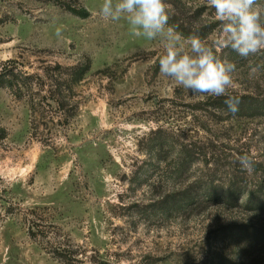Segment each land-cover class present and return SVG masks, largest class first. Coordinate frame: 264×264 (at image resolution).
I'll return each instance as SVG.
<instances>
[{
	"label": "rangeland",
	"instance_id": "374dc122",
	"mask_svg": "<svg viewBox=\"0 0 264 264\" xmlns=\"http://www.w3.org/2000/svg\"><path fill=\"white\" fill-rule=\"evenodd\" d=\"M102 2L0 0V69L12 59L44 75L58 64L91 65L76 87L77 116L68 126L41 123L48 137L35 135L27 103L0 88V127L9 134L0 148V264H63L29 235L24 215L32 209L56 226L57 239L82 249L84 264H263L264 243L244 231L264 230V210L246 206L252 191L264 198V116L224 114L217 102L227 97L176 87L159 72V40L131 35L123 19H103ZM61 4L83 5L91 16ZM219 55L237 65L231 95L264 98V54ZM250 64L259 66L252 76ZM166 130L197 144L201 158L188 180L172 181L160 166L152 174L150 153ZM245 153L251 170L240 163ZM207 177L222 191L235 186L239 204L160 209L166 190L192 187L201 198L198 182Z\"/></svg>",
	"mask_w": 264,
	"mask_h": 264
},
{
	"label": "trees",
	"instance_id": "16d2710c",
	"mask_svg": "<svg viewBox=\"0 0 264 264\" xmlns=\"http://www.w3.org/2000/svg\"><path fill=\"white\" fill-rule=\"evenodd\" d=\"M259 2L264 4V0H259ZM165 3L170 5L169 25L176 26V30L185 37L198 35L206 40L219 26L214 14L210 12L213 9L207 6V0H165ZM61 5L76 17L87 19L91 16L89 10L83 5ZM90 71V64L86 67L79 65L64 67L58 64L51 72L47 71V75L31 74L25 71L24 65L19 59H12L5 62L0 69V88L10 90L19 101L27 103L35 135L41 133L46 136L45 131L41 132V127H43L41 123L52 122L54 124L58 120L68 126L70 121L77 116L79 105L76 101V87L85 80ZM239 98V110L235 113L236 115L241 117L264 116V98L250 95L239 96ZM217 105L219 106L218 110L222 113H230L227 111L224 101L217 102ZM181 133L175 130L159 132L161 135L160 144L150 153V157L156 159L153 160L156 162L150 165L153 175L157 172V166H160L163 169V174L172 181L178 182V180L190 178L191 169L195 162L201 158V155L197 152V144L183 139ZM8 135V131L0 127V148L3 147ZM198 183L203 191L201 198L194 194L192 187L185 191L175 188L172 191L166 190L160 203V209L164 212H193L206 210L216 203L237 206L241 200L235 186L227 191H222L220 187L214 185V180L210 181L208 177L207 180L203 179ZM246 206L251 210H264V198H260L252 191ZM7 213L15 212L9 210ZM24 222L31 238L40 241L63 264H84L83 258L80 257L84 255L82 249L76 248L70 242L57 239L53 230L57 229L56 226L51 223L49 218H45L41 211L38 209L29 210L24 215ZM253 230L246 229L244 233L250 235L252 241L257 244L264 243V230H257V232L255 229ZM91 263L111 264L98 258H95Z\"/></svg>",
	"mask_w": 264,
	"mask_h": 264
},
{
	"label": "clouds",
	"instance_id": "9594fccd",
	"mask_svg": "<svg viewBox=\"0 0 264 264\" xmlns=\"http://www.w3.org/2000/svg\"><path fill=\"white\" fill-rule=\"evenodd\" d=\"M207 6L220 25L210 41L198 35L185 37L169 25L170 5L165 0H103L99 14L105 20L123 19L135 37L159 40L163 52L158 68L163 77L193 96L227 97V111L235 114L240 98L230 90L235 88L237 65L219 53L231 49L244 59L264 54V4L259 0H207ZM61 35L57 28L56 36ZM249 67L250 76L259 70V66ZM239 160L245 170L255 163L247 153Z\"/></svg>",
	"mask_w": 264,
	"mask_h": 264
}]
</instances>
